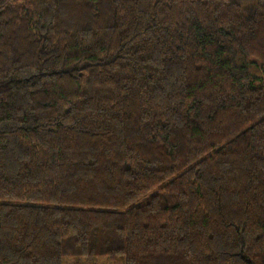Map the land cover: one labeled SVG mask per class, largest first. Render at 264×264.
Wrapping results in <instances>:
<instances>
[{
    "label": "trees",
    "instance_id": "1",
    "mask_svg": "<svg viewBox=\"0 0 264 264\" xmlns=\"http://www.w3.org/2000/svg\"><path fill=\"white\" fill-rule=\"evenodd\" d=\"M264 264V0H0V264Z\"/></svg>",
    "mask_w": 264,
    "mask_h": 264
},
{
    "label": "rangeland",
    "instance_id": "2",
    "mask_svg": "<svg viewBox=\"0 0 264 264\" xmlns=\"http://www.w3.org/2000/svg\"><path fill=\"white\" fill-rule=\"evenodd\" d=\"M63 264H125V261L122 257L115 259L110 257H96L92 259L85 257H66L63 259Z\"/></svg>",
    "mask_w": 264,
    "mask_h": 264
}]
</instances>
